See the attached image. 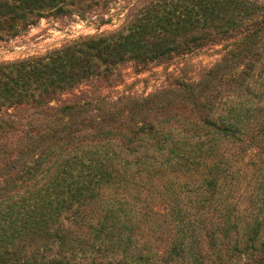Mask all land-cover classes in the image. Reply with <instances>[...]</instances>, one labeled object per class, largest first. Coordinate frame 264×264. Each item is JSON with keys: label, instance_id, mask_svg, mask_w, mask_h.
Masks as SVG:
<instances>
[{"label": "trees", "instance_id": "1", "mask_svg": "<svg viewBox=\"0 0 264 264\" xmlns=\"http://www.w3.org/2000/svg\"><path fill=\"white\" fill-rule=\"evenodd\" d=\"M68 1L0 0V39L66 12ZM258 1L141 0L114 31L0 62V264H81L88 255L264 264ZM214 43H225L224 55L198 80L169 73L148 95L45 101L121 62L169 61ZM25 106L56 110L22 123ZM163 228L172 248L160 259L150 235Z\"/></svg>", "mask_w": 264, "mask_h": 264}, {"label": "rangeland", "instance_id": "2", "mask_svg": "<svg viewBox=\"0 0 264 264\" xmlns=\"http://www.w3.org/2000/svg\"><path fill=\"white\" fill-rule=\"evenodd\" d=\"M258 2L264 5V0ZM136 4L138 7L144 5L141 0H74L72 3L68 1L65 3L66 12L45 13L36 16L34 23L20 22L16 31H4L9 33H5L0 39V62L42 55L80 37L114 31L124 24L129 9ZM224 46L225 43H214L187 55L173 54L174 58L169 61L139 63L127 60L115 66L110 74L96 76L75 89L57 94L55 97L48 96L45 101L52 100V106H59L104 95L113 98L127 94L148 95L167 84L169 73L182 79L186 77L198 80L204 69L213 66L223 57ZM28 107L25 106L22 111L16 113V117L21 119L22 123L28 119L37 121L38 118L45 121L56 110L48 107L42 109ZM3 111H6V108L0 109V112ZM22 123L20 127H23ZM168 231L163 228L150 235L153 237L150 238L151 244L155 251L159 252L160 259L170 257L171 254V234L168 235ZM113 258L114 256L109 255L96 257L88 255L81 258V264H110Z\"/></svg>", "mask_w": 264, "mask_h": 264}]
</instances>
